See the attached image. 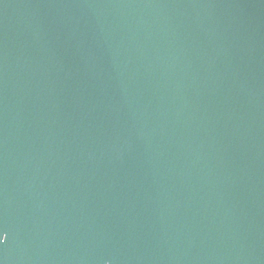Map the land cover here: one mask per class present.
Masks as SVG:
<instances>
[{"label": "water", "instance_id": "95a60500", "mask_svg": "<svg viewBox=\"0 0 264 264\" xmlns=\"http://www.w3.org/2000/svg\"><path fill=\"white\" fill-rule=\"evenodd\" d=\"M0 264H264V0H0Z\"/></svg>", "mask_w": 264, "mask_h": 264}, {"label": "snow or ice", "instance_id": "6c2138e0", "mask_svg": "<svg viewBox=\"0 0 264 264\" xmlns=\"http://www.w3.org/2000/svg\"><path fill=\"white\" fill-rule=\"evenodd\" d=\"M7 239L6 232H0V242L5 241Z\"/></svg>", "mask_w": 264, "mask_h": 264}]
</instances>
